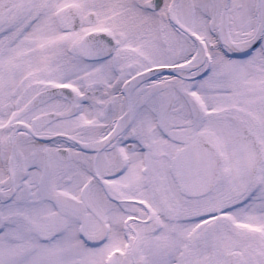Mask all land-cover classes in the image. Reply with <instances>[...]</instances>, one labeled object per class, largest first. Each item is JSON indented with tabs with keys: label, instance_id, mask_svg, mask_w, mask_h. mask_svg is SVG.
I'll return each mask as SVG.
<instances>
[{
	"label": "snow or ice",
	"instance_id": "obj_1",
	"mask_svg": "<svg viewBox=\"0 0 264 264\" xmlns=\"http://www.w3.org/2000/svg\"><path fill=\"white\" fill-rule=\"evenodd\" d=\"M0 264H264V0H0Z\"/></svg>",
	"mask_w": 264,
	"mask_h": 264
}]
</instances>
